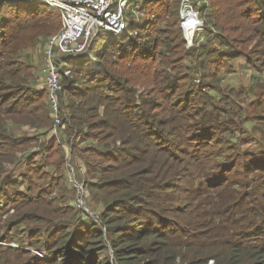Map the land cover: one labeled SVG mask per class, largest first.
<instances>
[{"label":"trees","instance_id":"trees-1","mask_svg":"<svg viewBox=\"0 0 264 264\" xmlns=\"http://www.w3.org/2000/svg\"><path fill=\"white\" fill-rule=\"evenodd\" d=\"M153 1L146 8L155 18L138 34L130 24L124 35L105 41L99 72L86 67L90 58L81 57L73 68L65 63L71 58L63 62L71 74L61 93V109L65 100L70 112L62 120L65 135L97 142L80 149L90 154L89 174L100 173L91 184L94 201L103 204L97 219L55 207L53 189L44 187L65 180V152L56 135L44 143V158L54 160L61 174L51 177L31 166L26 189L12 181L10 166L33 139L18 138L9 125L48 131L54 125L47 91L31 84L33 66L24 49L40 35L59 32L63 19L42 3L2 4L9 8L0 23V198L6 196L8 207L1 214L7 216L0 240L11 242L19 226L32 221V245L44 246L48 255L0 247V264H264V117L247 142L235 135L236 111L227 105L222 114L229 117L223 118L188 77V61L197 55L187 47L182 0ZM194 6L214 23L210 41L224 48L203 45L207 70L250 54L230 32H248L264 44V0H204ZM163 21L169 27L162 28ZM34 176L49 180L37 186ZM177 195L187 207L174 202Z\"/></svg>","mask_w":264,"mask_h":264},{"label":"rangeland","instance_id":"rangeland-1","mask_svg":"<svg viewBox=\"0 0 264 264\" xmlns=\"http://www.w3.org/2000/svg\"><path fill=\"white\" fill-rule=\"evenodd\" d=\"M198 1L200 3V1L204 0H190L188 3L189 5H187L189 9H193L198 21L200 22V28L192 36H190L189 33H191L194 28L192 27V30L187 32L182 14L184 6L183 0L181 2L182 25L185 32V38L187 40V47L192 48L191 52L193 55H197L194 57L192 56V58L188 61V64L191 65V69L188 72V77L192 82L193 87L198 88L197 90L202 93V98L207 101V103H211L212 106L219 107L220 114H222V110H227V105H230L228 107H231L236 111L237 114L235 115H237L238 118H235L237 119L239 125L235 135L239 136L240 138L241 136H245V142H247V138H250L252 134L256 133L255 129L259 126V124H261L263 121L262 118L264 117V44L257 42V39H251L252 36L249 35L248 32H230L228 33L229 38H237L235 44L240 45L239 47H241V49H245V53L250 54H244L235 58H226L227 61L225 60L221 65L218 66L217 64L215 67H211L210 70H207L205 65L209 60L207 57L208 54L200 55L203 45L206 44L207 46L216 48L219 51L224 50V48L221 46V44H219V42L215 41L214 43V41H210L216 35V28L213 21L205 17V10L202 12L198 9L199 7L196 8L194 6L195 2ZM153 2V0H131L130 9L127 12V16L131 27H133L132 25H136V28H132L131 30L133 35L138 34L140 28L144 27V25H146L150 20H154L155 17H153L154 13H152V9L146 8L148 5L153 7ZM199 5L200 4H197V6ZM201 5L203 4L201 3ZM8 8L9 6L7 4L1 6L0 23L3 21L4 16L7 15ZM208 8L206 10H208ZM168 25V21H163L161 27L166 28ZM55 32H58V30ZM55 32H51L48 35H40L33 45L24 49L23 54L24 57H26L25 60L33 66L32 71L34 73V79L32 80L31 84L38 90L45 89L44 91H47V88L44 84V69L47 64L46 45L49 38L55 34ZM110 37L112 36L104 33V31L99 34L98 38H96L92 44V48L90 49L91 55L88 54V57H85L91 59L90 63H86V67H91L97 72L100 71L98 51L101 49L105 41ZM143 37L145 38L146 34H143ZM244 38L248 39L249 42H244ZM208 39L212 44L207 41ZM57 58L60 59V57ZM79 61L73 64V59L71 58L70 60L65 61V63L68 68H73L75 64H79ZM63 62L64 60L62 62L58 60L59 68L62 73V86L64 85L65 77L67 76L65 73V68L64 70L62 69ZM162 68L163 64H160L158 69ZM202 68L204 69L202 70ZM122 70L123 71H120V73L126 76V69L122 68ZM205 70L206 73L204 72ZM148 84L149 83L145 82V99L152 97L149 92L151 86ZM140 91H142V89H140ZM66 97L67 96L65 94L64 99H66ZM221 99H224L223 103L221 102ZM64 101L63 110L61 109L64 111L62 113L61 120H63L70 113L69 111L65 110L66 104H64ZM60 102L62 104L61 95ZM222 116L223 118L229 117V115L224 116V114H222ZM52 118L54 119L53 116ZM9 126L10 128H14V132L18 138L22 139L25 137H32L33 139L28 149L20 156L21 158L17 164L10 166V168L13 170L12 172L14 177L12 178V181L16 180L15 186H22L21 189H26L27 175L25 176V174L30 173V170L35 169L32 167H43L45 171L51 175V177L59 176L61 174V172L56 169L53 163L54 160L51 159V161H46V157L44 158L46 155H44L46 150L44 143H46L51 136L56 135L58 144L60 143L59 145L65 152V180L61 186H56L55 184L52 185L49 182L51 185L48 183L44 187H49V190L53 189L50 194V199L53 200L55 207L62 209H66L68 207L74 209V211L77 210V216H82L85 212H87L97 219L98 216L94 213L99 214L103 209V204L94 201L93 197L95 194L92 188L93 185L91 186V184L97 183L99 181L100 173L96 174V177H92L89 174V168L87 167L86 159L88 156L90 157V154L80 151V149L86 147H95L97 142L92 139L83 140L81 138L72 140V138L65 135L62 122L60 125H56L55 119L54 125H52V128L49 131L44 128L39 129L26 125L22 127H11L12 125ZM55 128L57 129V134H54L53 132ZM34 153L40 154L37 155L36 158H33ZM31 180H34L38 186L41 184L43 185V183L48 181L49 178L45 177L41 179L38 176H34V178L32 177ZM79 186H82V190L79 189ZM182 199V196L177 195V199L174 202L181 207H187L188 204ZM6 201V196H2L0 198V215L8 207V202ZM11 201L12 200L9 199V203ZM6 216L7 214L1 215L0 222L4 220ZM72 220L74 221V218ZM72 220L70 222H72ZM33 225L34 223L32 221L22 223L18 228V232L15 234V238L11 240V242H3L0 240V247L10 246L15 249H25L34 256H38L37 251H43V256L45 257L48 255V252L44 246L39 248L32 245V237L29 234L27 227ZM108 241H110V239ZM110 253L112 255L111 249ZM210 264H212V262H210Z\"/></svg>","mask_w":264,"mask_h":264},{"label":"built area","instance_id":"built-area-1","mask_svg":"<svg viewBox=\"0 0 264 264\" xmlns=\"http://www.w3.org/2000/svg\"><path fill=\"white\" fill-rule=\"evenodd\" d=\"M21 2L42 3L62 13V28L49 38L46 45L47 64L44 69V84L52 116L56 125H60L63 86L58 60L62 62L72 58L78 62L81 57H88L92 44L102 31L117 38L124 35L130 27L127 12L131 0H0V9L3 3L15 5ZM189 2L183 0V12ZM66 74H70V71L67 70ZM53 132L58 133L56 128ZM79 189L82 190V186ZM43 254V251H37L39 257H44Z\"/></svg>","mask_w":264,"mask_h":264},{"label":"bare ground","instance_id":"bare-ground-1","mask_svg":"<svg viewBox=\"0 0 264 264\" xmlns=\"http://www.w3.org/2000/svg\"><path fill=\"white\" fill-rule=\"evenodd\" d=\"M184 19H185V25L187 28V32L192 30V27L194 30L189 33L190 36H192L195 32L198 31L200 25H198L197 16L195 15L194 11L190 10L189 8L184 9Z\"/></svg>","mask_w":264,"mask_h":264},{"label":"water","instance_id":"water-1","mask_svg":"<svg viewBox=\"0 0 264 264\" xmlns=\"http://www.w3.org/2000/svg\"><path fill=\"white\" fill-rule=\"evenodd\" d=\"M182 14H183V18H184V12H182ZM196 15V14H195ZM184 22H185V19H184ZM197 22V21H196ZM198 24H200V22L198 21ZM187 30V29H186Z\"/></svg>","mask_w":264,"mask_h":264}]
</instances>
